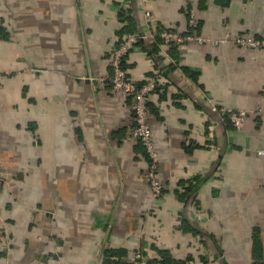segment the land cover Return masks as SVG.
<instances>
[{
	"label": "crops",
	"instance_id": "0c3cea01",
	"mask_svg": "<svg viewBox=\"0 0 264 264\" xmlns=\"http://www.w3.org/2000/svg\"><path fill=\"white\" fill-rule=\"evenodd\" d=\"M122 1L0 0V264H264V48L231 41L264 36V0L147 3L179 33L194 8L208 39L177 59L162 44L159 66L136 45L123 59L135 83L164 70L148 102L158 199L131 97L98 80ZM127 4L140 31L141 0ZM218 108L247 111L243 127Z\"/></svg>",
	"mask_w": 264,
	"mask_h": 264
},
{
	"label": "built area",
	"instance_id": "2783aa9c",
	"mask_svg": "<svg viewBox=\"0 0 264 264\" xmlns=\"http://www.w3.org/2000/svg\"><path fill=\"white\" fill-rule=\"evenodd\" d=\"M148 2L149 0H141V4L143 6V16L146 20L144 28L141 29L138 34H125L121 42L112 48L109 61L111 73L110 75L98 80H106L110 85L111 90L115 94H127L131 97L134 122L131 130V135L143 147L147 159V167L144 173V178L150 187L153 197L158 199L162 196V185L158 179L159 157L152 141V130L149 122L150 114L147 104L152 98V94L154 93L156 88L162 84L164 70H156L151 76H148L144 79L141 86H138L134 81L129 79L126 70L123 68V59L134 49L139 40H154L156 37H159L162 40L163 45L169 46L170 44L182 45L189 42H195L198 45H202L205 44L208 39L203 35L183 34L166 28L157 33L152 23H150V12L147 9ZM127 5V2L123 0L121 7L127 8ZM120 26H125V24H120ZM187 26L188 28L196 27L194 8H190L188 10ZM227 36L228 35H226L225 37L226 41L230 40V38H228ZM232 39V43L242 48H264V36H261L259 38H255L252 36H236ZM259 111L260 107H255L254 112ZM218 113L221 117L226 118L232 124V126L238 130L243 127L244 122L248 116V112L245 110L233 111L230 109L218 108ZM262 153V151H258V154ZM133 258V264H177L166 263L161 260H147L140 254H136ZM206 264L215 263L208 262Z\"/></svg>",
	"mask_w": 264,
	"mask_h": 264
},
{
	"label": "trees",
	"instance_id": "16d2710c",
	"mask_svg": "<svg viewBox=\"0 0 264 264\" xmlns=\"http://www.w3.org/2000/svg\"><path fill=\"white\" fill-rule=\"evenodd\" d=\"M125 2H131L132 0H124ZM118 5V12H117V17H118V21L120 24H125V26H122L119 30H118V33L117 35L120 37V36H123L127 33H134V34H138L140 31L138 29H136L134 27V24H133V18H132V12H131V9H130V6L128 8H122L121 4H117ZM189 10V7L187 9V12ZM187 19H188V13H187ZM156 28V32L159 33L160 31H162L164 28L162 26H154ZM173 31H176V30H173ZM183 34H196V35H200V27H199V24L196 23V27L195 28H186L185 32H183ZM121 42V41H120ZM119 42V43H120ZM118 43V44H119ZM163 44L162 40L159 38V37H156L154 39V42L151 46H146L145 43L142 41H138V43L136 44V46L141 49V50H144L149 56H151L154 61L156 62V64L160 65L161 63V60H162V57L161 55L159 54V46H161ZM170 49H168V53L171 54V57L174 56V58L177 59L176 57V54L174 51L177 50L178 48V45H175V44H170ZM158 65V66H159ZM162 67H160V70H161ZM174 68L173 67H168L166 69V75H167V72H170L171 70H173ZM164 72V71H163ZM164 73V75H165ZM152 75V74H151ZM150 74H148L146 77L148 76H151ZM138 86H141L143 84V82H139V83H136ZM160 88L157 87L155 91L159 90ZM154 91V92H155ZM148 108L149 107V104H147ZM187 189V188H186ZM185 193V192H184ZM183 193V194H184ZM187 193V192H186ZM110 257V256H108ZM216 260H212V261H206L204 260L201 264H206L208 262H215ZM164 262V261H163ZM166 263H174V262H171L169 260H165ZM103 264H118V263H115L114 261H111V259H106L103 261ZM178 264V263H177Z\"/></svg>",
	"mask_w": 264,
	"mask_h": 264
}]
</instances>
